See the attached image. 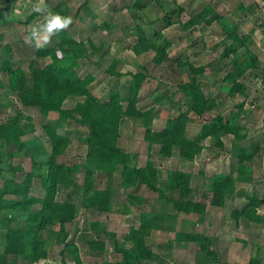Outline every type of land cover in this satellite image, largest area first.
<instances>
[{"label": "rangeland", "instance_id": "obj_1", "mask_svg": "<svg viewBox=\"0 0 264 264\" xmlns=\"http://www.w3.org/2000/svg\"><path fill=\"white\" fill-rule=\"evenodd\" d=\"M137 1H140L142 4L139 8L132 6ZM14 3V6L18 9L13 14L14 19L18 18L17 24L10 23L9 25L0 26V64L4 61L2 49L7 45L11 49L9 55L10 60L26 74L28 87H31V79L28 72L29 62L34 61L36 66H41L48 62L49 59L36 57V41L34 39L26 40V38L30 36L31 27L44 24L45 17L48 13H53L54 8L58 6L66 16H70L73 20V23L65 30L69 37L76 42L85 43L89 51L88 58L79 60V66L76 72L81 79L87 76L93 77L94 80L89 84L88 89L92 92V95L97 97L99 103L109 101L111 91H118L121 95L124 94V88L127 83L126 79L128 78H118L109 72L111 62L117 61L115 71L127 73L142 72L144 74L146 73L149 78L157 81V83L154 81L143 83V89L141 88L142 91L140 90L141 107H149L154 102L159 101V106H165L167 108L164 116L159 119L163 122L165 119L172 118L176 115L174 111L176 102L174 101L168 104L166 96L174 95L177 86L183 84L192 76L187 66L177 67L178 62L191 64L194 68L205 67L208 69L205 71V73L209 72L208 74L204 75V73V76H196V79L200 82V89L205 97L208 94L227 97L226 94H229L230 86L223 81V78L233 68V57L241 56L243 60L248 58V51L255 57L257 62L256 68L249 70L244 76L246 78L245 93L247 92V98L245 99L246 112L243 114L242 121L244 124L247 121L255 122L254 125H257V127L253 128L252 132L256 131L257 137L259 135L258 131L261 129L258 127L264 126V0H15ZM3 5L5 7L7 3L3 4L0 0V6ZM124 6L128 7L118 10ZM239 6H242L244 9L241 10ZM37 7L44 9V11H34ZM206 7H210L219 16V19L213 20L209 26L203 25L198 19V14ZM4 13L8 16L7 12ZM32 13H37L33 18L34 20L26 23V18L31 16ZM4 18L3 16L2 19L4 20ZM189 19L197 21V24L184 32L181 30V26L188 22ZM163 21L171 23V25L164 26ZM139 30L143 31L148 39V43L155 42L161 45L165 42L168 43L166 52L171 59L169 63L156 66L150 62L152 57H149L151 54H145L136 57V59L134 58L130 47L138 41ZM156 32L161 34L159 38L154 37L153 34H156ZM232 33H235L243 43L240 40L234 42L231 39ZM51 38L50 40H52ZM229 46L236 49V52L229 56H224V51ZM131 60L133 63H129ZM141 64L143 67L140 68L139 65ZM6 83L5 73L0 72V122H6L17 115L23 118L31 117L37 126L54 124L56 122L57 114H48V116L42 117L37 110L22 107L18 101V97L7 90ZM151 91H153V99L151 98L152 102L149 103L147 102L148 100L143 99L147 97L145 96L146 93L151 94ZM241 95L244 94H238V97ZM154 97L156 100H154ZM208 98L210 97L208 96ZM236 99L237 95L235 97ZM241 99L243 100V98ZM235 100L233 97L227 99V109L229 111L233 109V104L237 103L238 99L237 101ZM75 101H77L75 98L66 99L63 103V108H72ZM181 101L182 103H179L181 104V113L191 115V99L183 97ZM235 110L237 111V109ZM236 111L234 114H237ZM196 120L200 121L201 119ZM133 122L132 125L142 124V122L140 123L138 121ZM162 122H156L155 125H162ZM65 123L64 125L66 127L64 126L58 133H69L77 140H81L84 135L83 128L81 127L80 130L79 125L69 120ZM126 125L129 124L124 121L121 126L122 137H126V133L131 134L130 129ZM194 130L192 129V133H194ZM77 136L80 137L78 138ZM41 141L44 145H47L46 138ZM14 150V147L10 148V151ZM64 153L63 156L58 158L59 162L70 167L76 165V163H84L85 148L82 145L78 146L76 141L70 144ZM21 156L13 159L12 163L22 165L25 170H28V158L24 157L23 153ZM45 158L41 157L36 159L38 162L36 173L40 177L46 173ZM219 158L225 164L228 157L222 154ZM131 162L130 160V165L132 166ZM135 164H137V161ZM158 166L159 177L157 179V186L165 189L166 184L164 181L166 182L167 176H169L166 175L167 169L178 170V167H176L177 165L174 163V160L169 161L168 164L161 162ZM120 170L121 168L118 167L115 173L116 175H106L104 172L99 171L93 172V175L98 177L97 185L99 188L104 187L111 191V213L109 215H97L94 210H85L80 207L81 199L86 197L82 191V185L84 183V170L82 168L75 172L69 171L66 173L71 177L73 185L67 187L57 186L55 200L58 202L72 200L77 207L75 220L67 225V231L69 233L67 242L73 243L78 247L77 254L81 258L82 264H103L106 261H114L117 255L112 252L111 243L113 240L106 239L102 233L94 232L89 227V224L91 222L99 223L102 228L109 233L115 234L117 239L121 241L120 237L127 234L137 224V215L134 213V208H140L139 205L136 206L134 200L136 196L132 197L134 191V195H140L143 199L142 205L144 207L141 210H147V212L170 211L164 208L162 201L157 198V193L148 190L143 185L134 191L122 188L121 179L117 176L120 174ZM191 170L194 174H197L199 168L193 165ZM216 171H219V169L215 170L214 167L209 174L215 173ZM6 175L9 177V174H4L3 176ZM23 175L24 173L14 175L13 178L21 181ZM40 177H36L33 181L31 195L36 197H42L43 195ZM204 179L205 185H208L209 180ZM199 185V180L197 183H192V186H196V189L199 188ZM37 208V206L34 207V209ZM222 214V207H211L203 217L202 224L204 227L202 228L207 232L208 227H205V225H209V231L213 235L215 234L214 241L217 237L216 246L220 247L218 259L215 258L216 253L214 252L213 256L207 255L211 258L214 257V260L218 261L217 264H231L233 262L235 264H241V262L248 264L247 262H249L250 257L238 252L232 240L220 242V234L225 229L224 226L220 225ZM22 218H16L13 222L14 225L20 222ZM159 221H162V225L160 226L161 231L158 234L152 232L151 237L147 239L149 248L154 253L159 254L170 252L171 259H168V261L174 264L176 262L175 260H177V257H175L177 255L188 260L189 263L196 262V264H202L203 257L200 252H195L193 247H187V245H180L177 242H173V234L175 232L180 231L178 233H181L182 231H191L192 229H197L196 231L201 230L195 225V227L192 226V223L195 224L197 222V217L193 218L191 216L189 218L178 216L172 219H161ZM233 222L235 223L237 221ZM219 228L221 229L218 232ZM235 228L238 229L239 226H229L227 231L232 237H244L239 231H236L235 234L233 232ZM57 232L58 226H50L39 233V239L44 242V247L49 256L47 259L35 264L62 263L61 257L59 256V251L62 246H59L56 242ZM171 232L174 233L171 234ZM90 239L98 240L99 242L102 240L107 241V243L102 242L105 244V249L100 255L101 257H96L88 250V241ZM237 239L243 242V238ZM2 244L3 238L0 236V245ZM127 246L128 244H126ZM258 255L259 257L256 256L258 261L264 264V251L260 250ZM10 259L11 257H9ZM153 261L152 258L148 264H156ZM64 262L65 264H73L68 253L64 255ZM17 264L29 263L19 260Z\"/></svg>", "mask_w": 264, "mask_h": 264}, {"label": "trees", "instance_id": "obj_2", "mask_svg": "<svg viewBox=\"0 0 264 264\" xmlns=\"http://www.w3.org/2000/svg\"><path fill=\"white\" fill-rule=\"evenodd\" d=\"M132 6L139 8L142 4L137 1ZM126 7L128 6L118 10ZM239 7L241 10L244 9L242 6ZM53 13L67 17L58 6L54 8ZM36 14L32 13L26 18V23L32 21ZM198 19L203 25L209 26L213 20H218L219 16L210 7H206L198 14ZM2 21L3 19L0 18V23ZM196 24L197 21L189 19L181 27L187 30ZM169 25L171 23L164 22V26ZM164 26L163 28H165ZM153 35L155 38L161 36L157 32ZM51 39L48 44L35 50L36 57L47 58L49 61L41 66H36L34 61L29 62L28 72L31 87L27 86V77L24 71L10 60V47L5 45L2 49L4 61L0 64V72L5 73L7 90L18 97L22 107L37 110L42 117H46L50 113L57 114V120L54 124L37 126L31 117L23 118L17 115L6 122H0V236L3 238V244L0 245V264H17L19 260L35 264L47 259L49 254L44 247V242L39 239V233L50 226H58L56 242L62 246L59 251L61 264H65L64 255L66 253L70 255L73 264H82L81 258L77 254L78 247L67 242L69 235L67 225L76 218V204L72 200L63 202L55 200L57 186L73 185L71 177L66 174L69 171L75 172L81 168L84 170L82 191L86 197L81 199L80 207L85 210H94L97 215L111 211V191L95 187L93 172L99 171L110 175L114 174L118 167L121 168L122 188L134 191L143 185L148 190L157 193L159 199L170 201L173 209L178 213H203L204 205L186 200L190 193L189 174L179 171L170 173L169 186L179 190V195L176 200L169 199L163 189L157 186V171L150 157L144 166H131V156L118 145L119 128L123 119L139 120L145 126L150 125L151 111L141 112L136 107L138 93L148 75L142 72H117L115 71L117 61L111 62L109 65L111 74L118 78H128L124 94L111 91L109 101L99 103L97 97L92 95L88 89L89 84L94 80L93 77L87 76L81 79L76 72L79 60L89 56L85 43L76 42L69 37L65 30L54 34ZM231 39L234 42L240 40L235 33H232ZM240 42L243 43L242 40ZM167 46V42L162 45L155 42L148 43L143 31L139 30V39L132 47V52L137 57L152 54L151 63L161 66L171 61L166 52ZM235 50L229 46L223 55L229 56L235 53ZM247 55L248 58L243 60L241 56L233 57V68L223 78V81L230 86V94H244L246 91L244 76L249 70L256 68L257 62L248 51ZM176 66H187L192 74L186 82L178 86V91L191 99L190 111L202 119L216 106L214 100L203 95L200 82L196 79L197 75L204 76L207 69L205 67L194 68L191 64L180 62ZM68 98H75L77 101L72 108L64 109L63 103ZM205 116V122L201 123V129L193 139L185 136V128L189 119L187 114L179 113L175 118L166 121V126L162 131L152 132L150 128L146 127L144 141L148 146L157 145L162 157H170L172 150L177 148L179 156L190 161L201 152L200 142L206 137L213 138L218 147H221L219 140L221 134H233L236 139L240 137L238 136L239 129L234 125L237 118L234 113H230L226 120L219 115L213 118ZM67 120L83 128L84 139L81 140V144L86 148L84 163H78L71 167L58 161V158L65 154L66 148L74 140L68 133H58L64 126L66 127L64 124ZM44 138H46L47 145L41 141ZM11 147H14L15 150L10 151ZM238 149L240 150L239 147ZM22 153L24 157L28 158V170H25L22 165L12 163L16 157H22ZM41 157H46V173L40 177L36 173L38 165L36 159ZM242 160L240 159V161ZM21 173H24L21 181L13 178L14 175ZM4 174H9V177L3 176ZM36 177H40L41 180L42 197L31 195L33 181ZM233 185L234 182L229 176L219 175L210 181L213 196L218 201H222L225 192L231 190ZM134 193L135 191L132 197L135 196ZM134 199L140 202L139 197H134ZM253 199L242 211L234 214L236 217L243 216L248 220L254 219L260 223L261 219L256 217L257 201H253ZM36 206L38 208L34 209ZM19 217L23 218L14 225V220ZM139 217L138 228H131L127 234L120 237L121 241L115 234L102 228L99 223L91 222L89 224L94 232L102 233L106 239L113 240L111 243L113 251L118 254L112 263L106 261L103 264H146L151 261L153 254L148 249L145 239L156 229L159 216L140 212ZM175 240L176 242L195 243L200 250L213 256L210 242L201 235L177 233ZM126 244L130 246L125 248ZM104 247L105 244L102 242L93 239L88 241V250L91 253H98L99 257H101ZM9 257H11V262H9Z\"/></svg>", "mask_w": 264, "mask_h": 264}, {"label": "crops", "instance_id": "obj_3", "mask_svg": "<svg viewBox=\"0 0 264 264\" xmlns=\"http://www.w3.org/2000/svg\"><path fill=\"white\" fill-rule=\"evenodd\" d=\"M1 2L3 4L7 3V5L5 7H4V5L0 6V17H1V19L3 16L5 17L4 20L0 23V26L7 25V24L9 25L10 23L17 24L18 18L14 19V15H13L15 13V11L18 10L14 6L15 0H1ZM4 12H7L8 16ZM181 30L184 32L186 31L182 27H181ZM133 45H131V47H130L131 51H132ZM133 56L136 59L137 56H135L134 54H133ZM151 57H152V54L150 55L149 58H151ZM129 63H133V61L131 60ZM139 66H142V64ZM208 73L206 72L204 75H206ZM149 81H151V82L154 81L155 83H157L156 80L149 78V77H147V79L145 80L144 83L149 82ZM178 86H177V90L175 91L174 95L166 96L168 104H170L171 102H174V101L176 102V104L174 105V107H175L174 111H175L176 115H174L172 118L165 119L163 122L160 121L159 119L162 116H164L165 110L167 108L165 106L164 107L159 106V101H158L159 99L157 100L158 102H154V104L150 105L149 107H146V106H145L146 108L144 106L141 107V104H142L141 101L142 100H140V96H141V91L143 89V87H141L142 89H140L141 91H139V93H138V102H137L136 107L141 112H145V111H151L152 112V114L150 116V125H148V126H145L142 124L141 125H132L134 123L133 121H138L140 123H141V121L129 119V118L123 119L121 124H120V128H119L120 139H119L118 145L121 149H123L126 153H128L131 156L130 160L132 161L131 162L132 166H135V167L144 166L146 161L150 157V160L154 163V167L157 171V179L159 177V174H158L159 173V170H158L159 166L157 167V165H159L161 162L168 164L169 161L174 160V163L177 165L176 167H178L177 168L178 170L167 169L166 175H170L171 172H175V171H179V172H182L185 174H189L190 175V183H189L190 193L187 196L186 200L191 201V202L200 203V204L204 205V212L201 214L178 213L177 211H175L173 209L172 203L170 201H167L164 199H160V201H162L164 208L166 210H170V211H168V212H166V211H164V212H155V211L147 212V210L146 211L141 210V208L143 209V207H144L142 205V200H143L142 197L140 195H135L136 197H139V199H140V202L138 201L139 203L134 199L136 206L139 205L140 209L134 208V213L137 215V217H136L137 224H136V227H132V228L137 229V227L139 226V223H140L139 213L140 212L152 213V214H156L159 216V218L156 222V229L152 231V232L157 233V234L159 231H161L160 226L162 225V221H159L161 219H172V218L178 217V216H184V217H189V218L191 216L193 218L197 217V222L195 224L192 223V226L195 225L196 227H199L201 230L196 231L197 229L196 230L192 229L191 231H182L181 234L201 235L202 237H204L206 240H208L210 242L211 249L213 250L214 253H216L215 258L218 259V255L220 254V247L216 246L217 245V237L215 238L216 240L214 241L215 234L213 235L209 231L210 227H209V225L207 226V224L205 225V227H208V230L206 232L202 228V227H204L202 223H203V217H204V215L207 214V211L209 208H211V207H215V208L222 207L223 208V214L220 218L221 219L220 225L224 226L225 229H224V232L220 234V236H221L219 239L220 242L232 240L233 245H235V249L238 252L245 254L246 256L250 257L249 262H247L248 264L250 262L252 264H261V262L258 261L257 257H259L258 253L260 250L264 251V236H263L264 235V126L258 127L261 129H259V131H258L259 135L257 137L256 131L252 132L253 128L257 127V125H254L255 122L254 121H251V122L247 121L246 124L243 123L242 118H243V114L246 112L245 99L247 98V94H246L247 92L246 93L244 92V95H241L240 97H238V94L232 95L230 93L226 94L227 97H221V96H217V95L208 94V96L210 97L209 99L214 100L216 103V106L212 112H210L209 114L207 113L205 115H208V117H211V118L219 115V116L223 117L224 120H226L230 116V113H235V111H236L235 109H237L236 113L238 111L239 112L237 113L238 115L235 114L237 116V118L234 121V123H235L234 125L239 129L238 130V136H240V137L239 138L237 137V139H236V138H234L233 134H221L219 137V140L221 142V147H218L215 145V141L213 138L206 137L204 140H202L200 142V145L202 147L201 152L198 155H196L190 161L182 159L179 156V151L177 148H174L172 150L170 157H168V158L162 157L159 154V148L157 145L148 146L147 143L144 141V131H145L146 127L150 128V130L152 132L162 131L166 126L167 120H171V119L175 118L179 113H181L182 109H181V104H179V103H182L181 99L183 97L185 98L186 96H183L181 94V92L178 91ZM156 90H155V93H156ZM143 92H145V91H143ZM152 92L153 91H151V94L146 93L145 96H147V97L143 100H148L147 102L151 103L152 102L151 98L153 95ZM236 95H237L238 101H237V99L235 100ZM208 96H207V98H208ZM231 96L234 98L235 101H237V103L233 104V106H232L233 109L229 111L227 109V106H228L227 105V99L232 98ZM241 98H243V100ZM154 100H156L155 97H154ZM50 114H54V113H50ZM205 115L203 116L202 119L200 117H196L195 115H193L192 112H191V115H187L189 118L188 123H187L186 128H185V136L187 138L193 139L196 137V135L199 133V131L201 129V126H202L201 123L205 122V119H206ZM193 118H196L199 120L201 119V120L197 121L196 119H193ZM239 120H240V122H239ZM124 121H126V123L128 122L129 125H126V126L130 129V132H131V134L126 133V137H122V133H121V126L124 123ZM156 122H162V125H155ZM196 124H198V125H196ZM192 129H195L194 133H192ZM80 130H81V127H80ZM244 133H245V135H244ZM69 136H71V135L69 134ZM71 137H73V136H71ZM77 137L79 138L80 136H77ZM73 139L74 140L72 141V143H74L76 141L78 146H80V145H82L81 140L84 139V135H83L81 140H77L74 137H73ZM83 147L85 148V146H83ZM238 147L240 148V150L238 149ZM85 151H86V148H85ZM243 153H245V155H243ZM222 154L225 156L227 155V157H228L226 159L225 164L222 161L223 157H222V160L219 158L220 156H222ZM240 159L241 160L243 159V160L240 161ZM136 161H137V164H135ZM76 164H78V163H76ZM79 164H81V163H79ZM193 165H196L199 168L197 174H194L193 171L191 170V167H193ZM214 167H215V170L219 169V171H216L215 173L213 172L212 174H209L212 172V169H214ZM115 173H114V175H116ZM219 175L229 176V177H231V179L234 182L233 188L231 190H227L225 192V195H224V198L222 199V201H218L216 198H214L213 191L210 187V181L214 177L219 176ZM117 176L120 177V174H118ZM94 177H95V180H94L95 187L99 188V186L97 185L98 177H96L95 175H94ZM168 177L169 176H167V180H166L167 183L164 181V183L166 184V188L165 189L161 188V189H163L164 193L166 194V196L169 199L176 200L178 198V195H179V190L172 189L169 186ZM204 178L209 180L208 185H205V179ZM198 180H199L200 185H199V188L196 189V186H192V183H195V182L197 183ZM100 189L107 190L104 187L100 188ZM157 198H158V196H157ZM252 199H253V201H257V206L255 207L256 208V217L261 219L260 223H257V220L255 221L254 219L248 220V219L244 218L243 216L236 217V215L234 214L238 211H242V209L244 207H246V205H248ZM110 213H111V211L109 213H106L103 215H109ZM225 214L227 215L226 217H225ZM186 220H188V219H186ZM231 220L237 221V222H235V223L233 222L234 223L233 224ZM163 221H165V220H163ZM229 226H232V227L239 226L238 229H236V228L233 229V232H235V234H236V231H239L240 234L243 235L244 237H238V236L232 237L231 234L227 231L229 229ZM220 229L221 228L218 229V232L220 231ZM152 232H151L150 236H148L145 239L146 244L148 241L147 239L149 237H151ZM178 232H180V231H178ZM178 232H175V233L171 232V234L174 233L173 234V236H174L173 242H175V243H176L175 236ZM237 238H239V239L243 238V242H240V240H238ZM96 241H98V240H96ZM101 242L107 243L106 240H104V241L102 240ZM177 244H180V245L183 244V245H187V247H193L195 249V252H200L202 257H203L202 264L203 263L204 264H217L218 263L217 260L216 261L214 260L215 259L214 257L211 258L207 255L206 252L200 250L195 243H191V242L185 243V242L179 241V242H177ZM237 244H239V245H237ZM109 246H110V244H109ZM129 246L130 245H128L126 247V245H125V248H128ZM147 247L149 250H151L148 245H147ZM112 252H113V254L118 255L113 251V248H112ZM151 252H152V254L154 253L152 250H151ZM93 254L96 257H99L98 253L93 252ZM152 257L154 260L153 262L156 264H165V263L166 264H174V263L168 261V259H171L170 258L171 257L170 252H168V253L165 252V253H161V254L154 253ZM175 257H177V260H175L176 261L175 264H196V262H190L189 263L188 260L183 259L181 256L177 255ZM219 258H220V256H219ZM108 262L112 263L113 261L112 262L108 261ZM146 264H148V262H146ZM231 264H235V262H233ZM241 264H243V263L241 262Z\"/></svg>", "mask_w": 264, "mask_h": 264}, {"label": "clouds", "instance_id": "obj_4", "mask_svg": "<svg viewBox=\"0 0 264 264\" xmlns=\"http://www.w3.org/2000/svg\"><path fill=\"white\" fill-rule=\"evenodd\" d=\"M34 11L42 12L44 9L37 7ZM72 23L73 20L70 16L65 17L49 12L45 17L44 24L31 27L30 36H28L26 40L34 39L36 41V47L40 48L44 44L49 43L50 38L54 34L68 29Z\"/></svg>", "mask_w": 264, "mask_h": 264}]
</instances>
